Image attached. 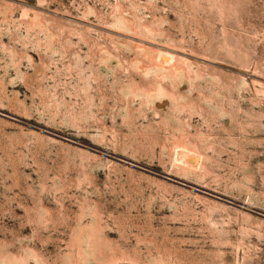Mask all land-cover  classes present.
<instances>
[{
    "label": "rangeland",
    "instance_id": "374dc122",
    "mask_svg": "<svg viewBox=\"0 0 264 264\" xmlns=\"http://www.w3.org/2000/svg\"><path fill=\"white\" fill-rule=\"evenodd\" d=\"M0 264H264V0H0Z\"/></svg>",
    "mask_w": 264,
    "mask_h": 264
},
{
    "label": "bare ground",
    "instance_id": "6f19581e",
    "mask_svg": "<svg viewBox=\"0 0 264 264\" xmlns=\"http://www.w3.org/2000/svg\"><path fill=\"white\" fill-rule=\"evenodd\" d=\"M167 55H169L168 53H166ZM170 56H172V55H170Z\"/></svg>",
    "mask_w": 264,
    "mask_h": 264
}]
</instances>
